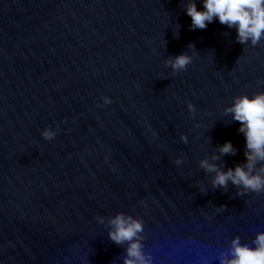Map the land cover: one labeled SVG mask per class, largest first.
<instances>
[{
  "label": "water",
  "instance_id": "95a60500",
  "mask_svg": "<svg viewBox=\"0 0 264 264\" xmlns=\"http://www.w3.org/2000/svg\"><path fill=\"white\" fill-rule=\"evenodd\" d=\"M185 3L0 0V264H125L117 213L142 221L151 264H220L264 231V191L214 186L200 166L245 162L225 110L264 92V39L191 30ZM229 140L236 154L214 160Z\"/></svg>",
  "mask_w": 264,
  "mask_h": 264
},
{
  "label": "clouds",
  "instance_id": "9594fccd",
  "mask_svg": "<svg viewBox=\"0 0 264 264\" xmlns=\"http://www.w3.org/2000/svg\"><path fill=\"white\" fill-rule=\"evenodd\" d=\"M202 4V8L197 6V0H186L184 4L186 14L191 17V30L205 29L209 23L218 20L228 28H235L236 40L243 45L249 41L256 45L264 39V0H202ZM167 63L173 71H183L191 63V56L186 51L181 52L170 56ZM110 102L105 98V103ZM189 107L192 109L191 105ZM225 111L232 121L240 123L238 131L245 137V162L226 171L219 165L210 163L208 159L201 160L200 166L216 173L214 186L226 187L231 182L242 186L244 190L264 191V167L255 171L256 165L264 162V92L237 96ZM57 131L47 128L42 136L51 140ZM237 151L229 140L219 146V154L214 155L213 159L218 160L220 156L228 154L235 155ZM177 163L181 161L178 160ZM109 223L110 239L116 244H128L125 264H151L137 239L143 230L141 220L117 213ZM219 259L220 264H264V231L258 232L251 243H242L239 236L234 237L230 247Z\"/></svg>",
  "mask_w": 264,
  "mask_h": 264
}]
</instances>
